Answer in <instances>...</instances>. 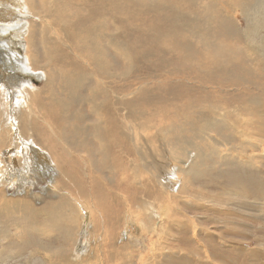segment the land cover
<instances>
[{
    "label": "rangeland",
    "instance_id": "1",
    "mask_svg": "<svg viewBox=\"0 0 264 264\" xmlns=\"http://www.w3.org/2000/svg\"><path fill=\"white\" fill-rule=\"evenodd\" d=\"M260 1L258 5L257 0H218L219 7L230 17L226 28L235 26L229 33L231 41L236 44L237 37H244L242 45L249 44L255 57L247 63L249 67L256 66L255 76L260 77L256 76L261 85L249 92L243 91L247 90L246 86L239 89L211 85L209 92H216L217 96L205 102L240 114L250 128L232 122L233 131L231 128L225 131L231 139L228 141L215 131L202 134V138L186 134L188 145L184 143L179 152L166 138L165 126L169 121H161L154 115L155 119L149 122L155 109H148V114L137 121L142 130L140 135L133 134L131 138L132 144L140 140L148 154L145 156L143 152L144 156L135 157L123 154L116 159L119 153L111 141L114 159L104 174V168L100 170V157L93 155L96 144L89 142L90 150L95 147L89 150L91 154L74 150L73 144L58 137L59 128L49 122L43 107V102H51L50 95L45 93L49 89L47 64L39 57L33 65L35 52L30 48L41 42L38 38L31 45L34 32L38 36L35 27L48 24L50 37L56 38L52 26L59 13L56 15L53 0H49L53 6L48 13L37 9V0H13L14 6L18 5L11 12L0 10V23L17 21L12 31L21 30L16 37L13 32L12 35L0 32V252L9 246L16 254L0 259V264H67V261L73 264H264V9L259 14L251 10L254 5L259 7L264 3ZM209 12L217 14L221 23L225 22L220 12L214 9ZM139 19L138 25L148 29L154 23L149 13L140 15ZM256 26L258 30L248 35L249 29ZM138 42L132 35V43ZM169 70L184 81L182 90L189 79L194 81L183 71L177 74L173 67ZM140 74V82L158 84L157 79H147L145 72ZM56 82L55 77L53 88ZM180 88L174 92L179 93ZM156 92L159 94L160 89ZM250 92L256 96L253 103H239L232 97ZM193 96L198 98L199 94L193 90L184 101H194ZM241 104L254 108V114L247 118L241 113ZM224 110L220 109L218 115L224 117ZM122 115L124 121H130L127 113ZM31 125L36 128L29 129ZM65 132L72 134L69 127ZM154 138L153 154L149 147ZM13 140L23 142V149L12 146ZM122 143L128 145L126 140ZM208 145L214 147L215 155L209 156ZM91 159L95 174L88 166ZM78 174H82L81 183ZM92 176L99 179L103 196L96 189L100 195L96 197L90 185ZM102 176L109 182L104 183ZM130 192L136 193L135 199ZM68 198L78 200L73 206L65 203L63 207L67 213L65 219L73 222L69 229L71 237L67 236L69 242L63 239L65 231H58L59 222L55 218L44 225H31L22 219L24 208L31 212L41 208L51 211L53 204ZM17 202L19 205L14 206ZM102 206L107 207L106 213ZM114 213L118 217L111 223ZM60 246L67 247L61 262L48 254Z\"/></svg>",
    "mask_w": 264,
    "mask_h": 264
},
{
    "label": "bare ground",
    "instance_id": "2",
    "mask_svg": "<svg viewBox=\"0 0 264 264\" xmlns=\"http://www.w3.org/2000/svg\"><path fill=\"white\" fill-rule=\"evenodd\" d=\"M37 1V9L43 13H48L53 6H50L49 0ZM14 2L0 0L2 8L0 10H13L18 5L14 6ZM257 3L260 5L261 1L257 0ZM53 4L57 9L56 15L59 13L55 15L52 26L56 38L50 37L48 24L40 28L35 27L38 36L34 32L31 45L38 38L41 42L30 48L35 52H31L34 54L33 65H35L34 60L39 57L47 64L49 89L47 87L45 93L50 95L48 99L51 102H43V107L46 108L49 122L59 128L58 137L73 144L74 150L88 154L95 148L93 145L94 148L90 150L89 142L92 140L96 144L93 155L97 154L100 157L101 162L98 163L101 166L100 170L104 168L103 174L109 168L110 160L114 159L111 156L114 150L110 151L111 141L115 142V151L119 153L118 156L115 153L116 159H120L123 154L133 157L144 156L143 152L145 156L148 154L140 140L137 144L131 143L133 134L140 135L142 130L138 128L137 121L148 114V109H155L150 114L149 122L155 119L154 115L161 121H169L165 126L168 130L166 138L178 151L183 148L184 143L189 142L186 134H191L194 138H202L204 137L202 134L215 131L224 141H228L231 139L228 137V131H225L228 128L232 130L234 126L232 122L250 128L248 121L240 114L235 112L233 114L226 109L225 112L223 106L205 104L211 96H217L216 92H209L211 85H218L221 88L233 86L239 89L240 86H246L247 90H243L244 92L254 91L252 88L261 85L257 80L260 77L255 76V72L258 71H255L256 66L249 67L247 63L248 59L255 57L249 44L242 45L244 37H237L236 44L231 41L232 36L229 33L235 26L231 24V27L226 28L228 16L224 14L223 8L219 7L221 3L218 0L212 3L208 0H53ZM211 9L220 12L225 22L221 23L217 14H210ZM260 9H264V3L259 7L254 5L251 10L259 14ZM148 13L152 14L154 19L150 29L138 25L139 16L143 17ZM124 14L130 17L127 18ZM262 15L264 16V13ZM228 18L230 20V17ZM255 18L257 20V15ZM262 19L264 21V18ZM160 21L162 24L158 25ZM16 22L0 23V32L11 34L12 29L18 24ZM143 24L146 25L144 22ZM257 30L258 26L249 29L248 35H252L253 31ZM19 31H21L19 28L16 29L13 36H19ZM237 34L240 35V32ZM132 35L137 42L139 41L138 43H132ZM111 51L112 53L109 54ZM118 67L120 70L117 69ZM169 67H173L177 74L185 72V75L191 76L194 81L188 78V85L182 90L180 87L184 81L181 77L176 78L178 75L173 76ZM142 72H145L147 79H157L158 84L155 83L156 81L141 80L140 82ZM55 77L56 88H53L52 80ZM179 88L181 91L175 93L174 91ZM159 89L158 94L156 90ZM193 90L199 94V97L193 96L194 101H184L186 95L191 94ZM232 97H235L239 103L245 101L253 103L256 98L251 92L233 94ZM39 104L41 105V102ZM239 106L241 113L248 116L247 118L254 114V108L245 104ZM220 109L224 110V117L218 115ZM123 112L127 113L126 116L130 121H124ZM67 127L72 134L65 132ZM34 128L35 125L29 127V129ZM123 140H126L128 145L122 143ZM18 141L13 140L12 146L23 149L25 144L23 142L19 144ZM154 144L155 138L150 141L151 148L147 146L153 154L156 151L153 148ZM207 150L209 156L215 153L213 146L208 145ZM197 152L200 154L199 151ZM177 155L179 156V153ZM77 165L80 167V163ZM113 165L119 167L117 162ZM40 166L45 167V164L42 163ZM88 166L95 174L93 160ZM102 178L104 183L109 182V179L103 176ZM82 181V174H78V182ZM100 184L97 177L90 178V185L94 191L101 190L103 196L104 192ZM170 187L174 189L172 185ZM131 195L133 199L136 198V193ZM99 196L96 194L97 198ZM65 203L73 206L78 200L74 198L62 200L53 204L51 211L41 208V211L31 212L24 208L22 219L24 222L29 221L31 225L37 223L44 225L51 223L55 218L59 222L58 231H65L63 233L66 235L63 239L69 242L67 236L71 237L69 229L73 226V222L65 219L67 216L66 211L63 210ZM13 205L18 206L19 202ZM106 208L102 206L104 213L107 211ZM117 217L118 214L114 213L113 218H110L111 223L116 221ZM65 246H60L54 252H48L49 257L60 260L59 262L63 261L67 250ZM9 249L11 247L8 246L1 250L2 261L16 255ZM67 264L73 263L67 261Z\"/></svg>",
    "mask_w": 264,
    "mask_h": 264
}]
</instances>
